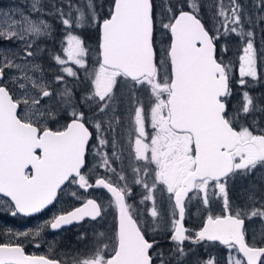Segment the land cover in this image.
<instances>
[{
	"label": "rangeland",
	"instance_id": "obj_1",
	"mask_svg": "<svg viewBox=\"0 0 264 264\" xmlns=\"http://www.w3.org/2000/svg\"><path fill=\"white\" fill-rule=\"evenodd\" d=\"M105 1L0 0V73H3L2 81L14 84V92L26 111L40 113L47 106V101L41 94L44 84L39 92L36 88L31 90L39 76L35 77L33 73L28 72L30 63L35 61L36 56L42 52L41 47H44L39 39L45 36L54 39V47L58 53L55 61L59 65L57 107L65 108L69 96L71 97L66 83L71 66L84 67L89 57V50L86 47L91 45V42L86 41L81 32L83 29L98 27L99 23L107 18L111 7H108ZM152 1L156 11L155 16L158 17V33L155 36L156 75L154 74L151 79H144L131 88L126 87L127 85L121 80L117 81L112 91L103 92L97 86L93 92L99 94L97 101L106 93L99 114L86 109L81 112L74 106L68 105L74 110L75 116L82 117L97 131V143L91 149L93 156L91 163L98 172L116 181L115 183L126 193L132 209L139 211L143 225L151 226V229L158 232L153 239H162L173 230L177 220L173 194L179 185L173 184L169 179H161L158 174L162 171L164 157L169 153L168 158L176 159L191 155L190 148L187 147V137L178 144L184 137L174 133L168 134V130L162 128L158 106L159 99L166 98L169 88L168 29L181 5L175 11L173 5H178V0ZM184 2L190 11L206 23L209 32L211 31L217 58L225 67L231 85L236 86L237 91L231 92L229 97L230 121L241 130L243 140L251 134L264 133L262 128L264 100L261 99L264 94V0H184ZM55 23H59L63 30L58 28V31L55 30L57 35L52 37ZM153 26L155 27L154 22ZM84 35L89 36L91 33ZM28 51L31 52L30 57ZM70 54L72 59L69 58ZM91 96L93 98V95ZM119 103L123 106L120 108L122 111L118 110L116 113L117 124L112 121L103 125L106 108ZM130 103L136 104L133 110L129 108ZM72 109L68 110L70 114L73 113ZM63 112L67 115V112ZM61 124L59 119L58 125ZM110 128L118 129L119 137L111 132L108 133ZM146 129L152 131L145 134ZM107 143H110V147L115 148L116 151L107 153ZM234 157H236V171L229 181L223 184L210 181L199 183L197 190L190 195L185 205V224L193 228L202 215L205 217L206 214H215L216 211L226 209L225 190L226 186L231 184L233 211L245 218L247 234L252 235L250 242L257 244L256 241H259L264 233L262 232L264 200L259 198L261 191L259 169L262 166L260 155L253 145L245 144L238 147ZM249 173L253 174L251 182L244 179ZM75 186H67L60 192L58 202L50 211V217L85 199L84 192ZM94 192L90 191L91 194ZM87 196L89 194H86ZM94 196H100L105 200L103 194L98 193ZM239 199L241 202L242 199L248 200L245 201V205L237 209L235 204ZM107 202L113 201L107 199ZM0 208L7 213L11 211L10 205ZM50 217L44 222L38 220L26 222L22 228H13L10 223L0 220V232L9 228L16 234L24 233L31 235L35 240L46 242L44 236L47 234V229L50 231L48 227L51 222ZM86 228L85 225L80 228L73 227L71 232L63 231L52 236L79 237L85 235ZM83 243L87 246L85 241ZM198 249L205 254L200 264H245L233 246L203 242ZM176 250H179L178 247L171 248L169 254L155 253L158 264H164L163 260L171 255L180 254ZM204 250L211 251L213 255L207 254ZM188 251V247H182L181 256L173 264H187L184 257L188 255ZM191 253H196V249L190 251L189 256ZM261 264H264V259Z\"/></svg>",
	"mask_w": 264,
	"mask_h": 264
},
{
	"label": "water",
	"instance_id": "obj_2",
	"mask_svg": "<svg viewBox=\"0 0 264 264\" xmlns=\"http://www.w3.org/2000/svg\"><path fill=\"white\" fill-rule=\"evenodd\" d=\"M99 30L100 58L105 66L133 80L154 75L151 0H113L111 14L101 22ZM168 30L170 125L192 136L195 151L194 168L173 195L177 220L170 240L180 244L185 239L190 243L234 244L246 264H259L264 249L246 244L244 220L236 216L207 217L195 237L186 236L184 199L196 180H220L232 173L230 151L240 142V136L224 116L228 77L202 20L192 11L182 10L175 14ZM18 108L8 91L0 87V194L9 197L20 213L32 214L53 204L71 178L82 186L79 173L91 133L82 121L72 119L64 130H46L37 138L31 126L17 120ZM34 151H39V156ZM28 167L32 171L30 177L24 174ZM97 182L118 205L117 248L106 264H152L149 253L157 242L144 238L128 215L119 189L101 178ZM97 205L89 199L56 217L53 225L68 226L84 218L93 220L99 215ZM4 253L0 250V264L7 262Z\"/></svg>",
	"mask_w": 264,
	"mask_h": 264
},
{
	"label": "flooded vegetation",
	"instance_id": "obj_3",
	"mask_svg": "<svg viewBox=\"0 0 264 264\" xmlns=\"http://www.w3.org/2000/svg\"><path fill=\"white\" fill-rule=\"evenodd\" d=\"M112 11V8H111ZM110 13L108 14L107 18H109ZM106 18V19H107ZM104 19V20H106ZM102 20V21H104ZM101 21V22H102ZM99 26L95 28L90 29H83L81 34L85 37L86 41H90L91 37L90 35H84L89 34L90 32L97 31L98 30V44L96 47H92L91 45L87 46L89 50V57L87 59V64L84 67H78V66H71V72L69 73L66 83L67 88H69V91L71 93V97L69 96V101L65 108L59 109L58 106V96H59V79L58 77V68L59 65L56 63L55 59L58 53L56 52V47H54V39L51 37L45 36L43 39L40 40V44H42L44 47L42 48V52L36 56L35 61L30 63L31 67L28 70L29 73H33L36 78L35 85H32L31 90L36 88L37 92L40 91L42 85L44 84V88L41 90V94L44 96L43 99L47 101V106L43 109L40 113H34L32 110L29 112V110H25L23 104L19 101L15 90L13 89V83L12 82H4L2 81L3 73H0V87H4L8 93L10 94L11 98L18 104L19 108L16 112V118L21 123H24L26 125L31 126V130L33 133L36 134V137L39 138L40 135L46 131H54L59 132L65 129L67 123L72 119H78L82 121L88 130L91 133L90 139L87 143L86 147V154H85V161L84 166L80 170L79 176L82 180V186L78 185L76 178H71L67 186H75V188L80 189L84 192L85 199L81 202H77L74 204L73 207H66L61 213H56L55 215H52L50 217V211L52 208L56 205V203L59 200L60 194L58 195L57 199L53 204H51L46 209L32 213V214H22L16 207V205L11 201V199L7 196H4L0 194V207L4 206H11V211L7 213L2 208H0V220L2 222L10 223V225L13 228H22L26 222H33V221H39L44 222L51 218V222L48 224V227L50 231L46 230V235L44 238H46V242L35 240L31 235H27L24 233L16 234L14 231H10L9 228H6L5 231L0 232V250H3L5 253L3 254L5 260L7 261L4 264H106L107 260L116 252L117 248V230H118V222H117V215H118V205L115 201V199L107 192V190L98 184V180L104 179L106 182L114 185L119 189V191L124 196V201L126 205V210L128 215L131 217V219L137 224L140 231L142 232L144 238L150 242H157L160 243L163 241V243H166V237H168V241L176 244H180L176 240H170L173 230L169 232V235L163 236L162 239H153V236H157L158 232L154 229H151V226L143 225V219L140 216L139 211H134L132 209V206L130 205L129 199L125 192L122 191V189L115 183L116 181L103 175L102 173L98 172V169L91 163V158L93 157L91 154V149L96 146L97 143V131L93 129L92 125L87 123L82 117L75 116L74 110L70 108V105L74 106L79 111L83 112L85 109L91 111L92 113L99 114L101 108L103 107V101L105 99V95H102V97L97 101V95L93 93L95 88L98 86L100 90L103 92L105 90L112 91L114 87L117 84L118 80H121L122 83L127 85L126 87L131 88L134 85L138 84L139 82L143 81L144 79H151L153 76H143L139 79H130L127 76H125L123 73H121L118 70H115L113 68H108L105 66L100 58V47H99V34H100V24ZM63 30V27H60L59 23L56 24L53 27V33L51 36H56L57 31ZM57 30V31H55ZM170 43V42H169ZM28 56L30 57L31 52H27ZM69 58L72 59V54L69 55ZM156 61V60H155ZM33 64V66H32ZM27 65V63H26ZM157 72V63H156V71ZM109 75V78L107 79V76ZM171 79V75H170ZM25 80H28L25 78ZM123 85V84H121ZM170 85V80L168 82V87ZM170 87L168 88V92L166 95V98H160L159 99V110L161 112L160 120L162 123V128L168 130V134L174 133L176 135L184 137V139L179 140L178 144L182 141L187 140V147L190 148V157L186 156L184 158L176 159L175 157L168 158L164 157V163L162 171L159 172L158 176L163 180H170L173 184L181 186L182 182L184 181V178L186 174L194 168L195 165V151H194V145L192 136L187 132H178L174 130L170 125V118H169V110H168V93H169ZM231 93H227L225 98L223 99L226 109L224 116L227 119V121L230 123L231 127L234 128L236 131H238L240 136V142L235 145V147L230 151L234 167L232 173L220 180H214L209 177H204L202 179L196 180L194 183V188L192 192L188 193L187 197L184 199V209L186 214V203L189 199L190 195L194 193L195 190H197V186L199 183L210 181L212 183H225L226 181H229L235 174L236 171V157H234V153L240 147L241 145L245 144H251L253 145L257 152L260 155V164L262 165L259 169V187L261 188L259 198L261 200H264V133L259 134H251L247 139H242V133L241 130L235 126V124L230 121V118L228 116L229 109H230V102L229 97ZM93 95V98L92 96ZM264 100V94L262 98ZM39 102V100H37ZM123 106L122 103H119L118 105H110L106 108V112L104 114V121L103 125L108 124L109 122H114L117 124V111L121 110L120 108ZM135 103H130L129 108L130 110H133L135 108ZM73 110V113H69L68 110ZM67 112V115L64 114V112ZM122 111V110H121ZM62 116V117H61ZM61 119L62 124L58 125V120ZM264 128V124L263 127ZM111 130H108V133L111 132V134H115L119 137V131L118 129L115 130L113 128H110ZM149 131H152L151 129H146L145 134L149 133ZM26 136V135H24ZM261 137L262 139H258ZM29 141L32 140L31 136H28ZM257 139V140H256ZM107 142H109L108 139H106ZM257 143V144H256ZM113 151H116L115 148L110 147V143H107L106 146V152L111 153ZM34 154H37L39 156V151H34ZM24 174L26 177H30L32 174L31 169L28 167L25 169ZM253 174L249 173L248 176H246L244 179L247 182H251L250 179ZM244 181V180H243ZM245 182V181H244ZM66 186V187H67ZM179 187L175 190V192L179 189ZM231 184L227 187L226 186V201L224 202L225 206L227 207L224 210L216 211L215 214H206L205 217L202 215L200 219L197 221L196 225L192 227H187L186 224V236L187 238H193L197 235V232L202 227L205 219L207 217H223L227 215H233L237 218H241L244 220L243 224V234L244 239L247 245L251 247H258L264 249V233L262 234L261 239L259 241H256L257 244H251L250 241H252V235L247 234L246 231V220L244 217L239 216L234 213L233 207H232V198H231ZM90 191H95L94 194H91ZM103 194L105 200H102L100 196H94L95 194ZM86 194H89V196L86 197ZM93 195V196H90ZM174 195V194H173ZM174 197V196H173ZM251 198V197H250ZM94 200L98 204L99 208V215L95 219H89L84 218L83 220L79 222H74L68 226H61L53 225L56 217L61 216L70 210L76 208L77 206L81 205L87 200ZM107 199H111L113 202L108 203ZM248 199H239L238 203L235 204L237 209L240 206L245 205V201ZM174 203V201H173ZM199 204V202H198ZM214 206L216 203L213 204ZM175 206V204H174ZM231 208V210L229 209ZM147 220H149V216L147 213ZM103 221V222H102ZM185 223V219H184ZM86 226V233L83 236H73V235H65L62 237H54L52 234H58L63 231H69L71 232L73 230V227H81ZM59 227V228H58ZM47 228V227H46ZM264 232V230L262 231ZM189 233H192L190 235ZM261 240V241H260ZM87 243V246H84L83 242ZM190 243L187 239L183 241ZM203 242L208 241H202L201 243H198V245H194L198 248H201ZM213 244H218V242H209ZM191 244V243H190ZM221 245V244H220ZM221 246H233L236 248L237 252L239 253L237 247L234 244L229 245H221ZM152 249V248H151ZM86 251V252H82ZM207 254L213 255V253L210 251L204 250ZM151 252V250H150ZM202 252V251H201ZM205 256V254H202ZM239 255L242 257V255L239 253ZM87 257V258H84ZM7 258H10V260H7ZM81 258L83 261H81ZM243 258V257H242ZM264 259V253L261 256L260 263L263 262ZM244 260V258H243ZM245 262V261H244ZM246 264V263H245Z\"/></svg>",
	"mask_w": 264,
	"mask_h": 264
},
{
	"label": "trees",
	"instance_id": "obj_4",
	"mask_svg": "<svg viewBox=\"0 0 264 264\" xmlns=\"http://www.w3.org/2000/svg\"><path fill=\"white\" fill-rule=\"evenodd\" d=\"M105 2L107 3L108 7L112 8L113 0H106ZM152 4H153V1H152ZM179 5H181V7H179V9L177 11V7ZM173 6L175 7V11H177V12L182 11V10H190L188 8L186 2H184V0H178V5H173ZM155 15H156V11L154 9V4H153L152 5V19H153V22H154V25H155L154 32H153L154 48H156L155 36L158 33V25H157V18L158 17H156ZM203 23L206 26V23L205 22H203ZM90 33H91V35H90V37H91V40H90L91 46L92 47H96L97 44H98V30L90 32ZM234 91H237L236 86L233 87V85H231V83H229V93H231V92L234 93ZM174 247H178L179 250H176V251L179 252L180 254L171 255L169 258L164 259L163 260L165 262L164 264H173V262L177 258H179L181 256V248L182 247H188V249H189L188 255L184 257L185 261L187 262V264H200L201 262H203V259H204L205 256L202 255L203 253L201 252V250L198 249V247H196L193 244H190L188 242H184L182 245H179V244H176V243H172V242L168 241V237H167L166 238V243L162 242L160 244H155L152 247L151 252H150L152 264H158V262H159L158 259L156 258L155 253L160 252V253H163V254H169V252H171V248H174ZM167 248H169V249L167 250ZM194 249H196V253H191V256H189V252L193 251ZM154 251H156V252H154Z\"/></svg>",
	"mask_w": 264,
	"mask_h": 264
},
{
	"label": "bare ground",
	"instance_id": "obj_5",
	"mask_svg": "<svg viewBox=\"0 0 264 264\" xmlns=\"http://www.w3.org/2000/svg\"><path fill=\"white\" fill-rule=\"evenodd\" d=\"M191 244H193V245H198V243H191Z\"/></svg>",
	"mask_w": 264,
	"mask_h": 264
}]
</instances>
